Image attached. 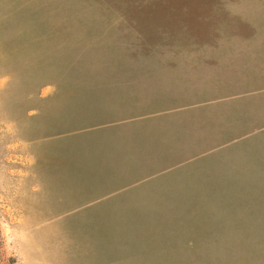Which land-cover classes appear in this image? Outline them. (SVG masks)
Masks as SVG:
<instances>
[{
    "label": "rangeland",
    "instance_id": "obj_1",
    "mask_svg": "<svg viewBox=\"0 0 264 264\" xmlns=\"http://www.w3.org/2000/svg\"><path fill=\"white\" fill-rule=\"evenodd\" d=\"M0 264H264V0H0Z\"/></svg>",
    "mask_w": 264,
    "mask_h": 264
}]
</instances>
